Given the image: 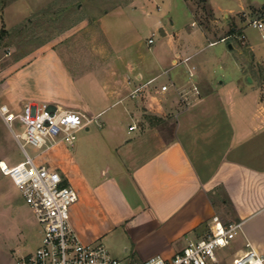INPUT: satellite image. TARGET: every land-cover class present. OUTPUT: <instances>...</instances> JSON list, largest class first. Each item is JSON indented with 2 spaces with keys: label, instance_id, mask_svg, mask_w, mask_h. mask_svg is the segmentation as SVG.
I'll return each mask as SVG.
<instances>
[{
  "label": "crops",
  "instance_id": "obj_1",
  "mask_svg": "<svg viewBox=\"0 0 264 264\" xmlns=\"http://www.w3.org/2000/svg\"><path fill=\"white\" fill-rule=\"evenodd\" d=\"M182 1L193 15V2ZM237 1L236 13L264 9ZM118 9L115 15L130 30L132 20ZM218 10L224 17L231 11ZM111 12L98 17L113 53L108 68L75 75L51 47L18 55L0 68V104L11 110L46 102L96 117L100 134H85L91 123L77 131L82 135L72 146L57 142L31 155L76 190L68 211L73 232L83 244H103L122 264H143L202 238L217 216L243 224L229 250L217 251L215 264H232L246 242L264 256V82L244 72L239 53L225 59L238 28L212 39L195 19L189 29H171V18L167 29L157 19L161 41L150 50L149 34L144 51L136 36L125 44L112 42L103 29ZM200 37L208 46L224 41L226 48L219 57L199 56ZM138 85L140 93L128 96Z\"/></svg>",
  "mask_w": 264,
  "mask_h": 264
},
{
  "label": "rangeland",
  "instance_id": "obj_2",
  "mask_svg": "<svg viewBox=\"0 0 264 264\" xmlns=\"http://www.w3.org/2000/svg\"><path fill=\"white\" fill-rule=\"evenodd\" d=\"M191 1L194 4L193 15L182 0H0V30L4 29L0 37V68L12 63L16 56L41 47L55 49L75 75L80 71L93 73L97 72V68H108V60L113 53L107 44L106 35L98 27V17L109 10L112 12L103 29L112 42L121 45L129 41L131 36H136L138 45H142L141 50L144 51L147 50L145 39L155 30L157 19L167 29L170 18L173 20L171 29H189L191 21L195 19L196 24L212 39L226 34L234 26L238 28L234 33L236 37L230 38L234 49L228 52L225 59L238 56L239 53L244 72L258 76L264 82V40L256 28L247 25L251 14L259 16L264 9L256 7L243 15L236 13L240 11L237 0H206L207 4L200 0ZM250 1L264 5V0H242V7ZM120 7L132 20L130 30L123 18L121 20L119 15H115ZM217 8L226 11L231 9L230 15L224 17ZM155 32L150 50L158 46L159 39L161 41V32ZM240 34L245 35L243 41L237 38ZM198 42V47H201L199 56L213 57H219L227 44L221 41L208 46V39L204 37H200ZM215 67L217 71H222L218 63H215ZM226 73L232 74L230 68H227ZM248 77L243 78L245 85L249 82ZM13 129L20 132L21 127L15 124ZM100 133L98 123L94 122L85 132L89 135ZM81 135L82 131L76 134L78 139ZM26 150L33 155L35 149L27 146ZM23 159L17 143L0 119V160L13 164ZM224 215V221L231 220L229 210L226 209ZM39 240L40 227L32 210L18 188L0 173V264H14L19 256L34 252Z\"/></svg>",
  "mask_w": 264,
  "mask_h": 264
},
{
  "label": "built area",
  "instance_id": "obj_3",
  "mask_svg": "<svg viewBox=\"0 0 264 264\" xmlns=\"http://www.w3.org/2000/svg\"><path fill=\"white\" fill-rule=\"evenodd\" d=\"M247 25L256 28L264 40V11L248 20ZM156 32L151 31L147 38L153 42ZM235 36V35H234ZM236 37V36H235ZM244 40L245 35L237 36ZM189 58L183 59V62ZM188 75L193 76L189 69ZM143 85L133 88L128 96L135 97ZM162 90L166 86L161 87ZM0 119L9 130L23 155V160L0 168L18 188L25 203L30 207L37 221L41 239L32 253L21 255L14 264H122L113 257L101 243L83 244L79 241L68 221L69 207L76 201V190L62 183L60 174L37 165L26 147L46 149L57 142L72 146L78 130L96 121L78 110L53 107L46 102H25L18 111L0 104ZM20 126V132L13 129ZM135 125L129 127V130ZM242 221L223 223L212 217L209 231L199 239H188L184 246L169 257L152 255L143 264H215L217 251L226 248L242 232ZM232 264H264V256L246 242L245 249L232 259Z\"/></svg>",
  "mask_w": 264,
  "mask_h": 264
},
{
  "label": "trees",
  "instance_id": "obj_4",
  "mask_svg": "<svg viewBox=\"0 0 264 264\" xmlns=\"http://www.w3.org/2000/svg\"><path fill=\"white\" fill-rule=\"evenodd\" d=\"M200 1H205V0H200ZM3 32H4V29L1 28V30H0V37H1V34H2ZM229 32H230V34L234 33L232 30H230Z\"/></svg>",
  "mask_w": 264,
  "mask_h": 264
},
{
  "label": "snow or ice",
  "instance_id": "obj_5",
  "mask_svg": "<svg viewBox=\"0 0 264 264\" xmlns=\"http://www.w3.org/2000/svg\"><path fill=\"white\" fill-rule=\"evenodd\" d=\"M6 167V165L3 163V161H0V168Z\"/></svg>",
  "mask_w": 264,
  "mask_h": 264
},
{
  "label": "water",
  "instance_id": "obj_6",
  "mask_svg": "<svg viewBox=\"0 0 264 264\" xmlns=\"http://www.w3.org/2000/svg\"><path fill=\"white\" fill-rule=\"evenodd\" d=\"M228 47L230 48L231 47V44L228 45ZM250 80V78H248Z\"/></svg>",
  "mask_w": 264,
  "mask_h": 264
}]
</instances>
